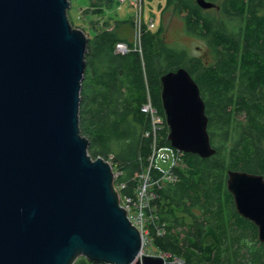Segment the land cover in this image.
Masks as SVG:
<instances>
[{
    "label": "water",
    "instance_id": "water-1",
    "mask_svg": "<svg viewBox=\"0 0 264 264\" xmlns=\"http://www.w3.org/2000/svg\"><path fill=\"white\" fill-rule=\"evenodd\" d=\"M69 4L0 0V264H166L145 255L112 164L88 152L80 104L89 39L70 22ZM161 83L171 147L214 155L192 75L181 67ZM227 188L264 243V176L230 170Z\"/></svg>",
    "mask_w": 264,
    "mask_h": 264
},
{
    "label": "trees",
    "instance_id": "trees-1",
    "mask_svg": "<svg viewBox=\"0 0 264 264\" xmlns=\"http://www.w3.org/2000/svg\"><path fill=\"white\" fill-rule=\"evenodd\" d=\"M115 1L91 5L102 9ZM206 1L216 4L219 18L191 0H167L166 6H174L189 34L207 42L210 64L167 46L162 27L157 33L145 28L140 47L120 38L118 24L89 41L80 129L90 141L91 157L112 159L120 171L115 186L121 198L135 200L154 143L147 136L151 120L141 106L149 91L164 118L157 145L171 146L161 77L186 68L206 104L216 152L209 158L184 154L185 169L174 168L177 180L154 187L156 219L148 226L149 236L158 250L184 264H264L258 228L237 212L227 188L230 170L264 176V0ZM118 43L128 44L130 52L117 53ZM75 264L96 263L79 258Z\"/></svg>",
    "mask_w": 264,
    "mask_h": 264
},
{
    "label": "rangeland",
    "instance_id": "rangeland-1",
    "mask_svg": "<svg viewBox=\"0 0 264 264\" xmlns=\"http://www.w3.org/2000/svg\"><path fill=\"white\" fill-rule=\"evenodd\" d=\"M93 1L96 2V0H69L70 6L68 8V17L70 22L72 21L73 27L83 30L88 36L89 41H91L98 32L107 27V25L112 29L118 24L120 38L124 40V42L133 43L137 47H140L145 28L152 33H157L160 27H162L161 37L164 39V43L167 46L173 49L186 51L190 57H198L206 65L213 62V55L207 46V42L187 32L183 17L175 12L174 6L167 8V0H142V4L137 7L129 3H119V1L116 0L110 6L104 5L102 9L96 6L92 7L91 3L93 4ZM191 1L196 2V0ZM222 1L223 0H219L216 3L219 5ZM98 9H100L101 12L95 13ZM207 12L211 15H215L216 18L220 17V13L216 8H212L211 11L204 10L205 14H207ZM87 55L88 52L86 54V60L88 58ZM87 75H89V73ZM84 80V83L88 82L87 79ZM146 116H144L145 119L148 117ZM153 141H155V137H153ZM154 150L155 148L152 151ZM168 154H170V156L176 155L169 150L163 151V153L158 155L155 161L156 166L161 167L165 171H168L169 167L163 168V166H165L163 160H166ZM108 162L113 166L112 159L108 160ZM169 163L172 165L175 164L176 169H185L183 156L173 161L171 159ZM113 171L116 179L120 175V171L114 167ZM140 178L139 190L141 189L142 191L144 188L142 185L145 182V176L143 175L141 177L140 175ZM163 182L160 183L161 186L165 184ZM116 189L120 192L119 187H116ZM139 190L137 198L134 201L137 204H133L131 212L136 214V216H141V213H143L144 225L140 226L144 235L143 251L145 255L148 256H165L166 253L158 250L154 246L152 238L149 236L148 226L156 219V216L153 214L154 209L151 206V201L154 198V187H149L148 196L145 197V200H141V191L139 193ZM122 201L125 205H128L127 200L121 198V202ZM187 222H190V219H187ZM166 256L168 257L166 264H184L181 260H172L168 254H166Z\"/></svg>",
    "mask_w": 264,
    "mask_h": 264
},
{
    "label": "built area",
    "instance_id": "built-area-1",
    "mask_svg": "<svg viewBox=\"0 0 264 264\" xmlns=\"http://www.w3.org/2000/svg\"><path fill=\"white\" fill-rule=\"evenodd\" d=\"M118 1L119 3H129L130 5L134 7H137L142 4V0H118ZM115 49L117 53H121V54H127L130 52V48L128 44L126 43H118ZM141 112L147 115L151 120V130L148 131L147 136L153 135V137H155V141L152 146V150L154 148L155 150L152 151V155L149 157V165L147 167V170L141 174V177L143 175L145 176V182L142 185L144 188L142 191L141 189L139 190L138 188L139 193L141 191L140 193L141 200H145V197L148 196V189L150 186L151 188L155 187V185L160 187L161 186L160 183L163 181H165L163 183H172L177 180V175L174 172L175 164L172 165L169 162L171 159L173 161V160H176L177 158H181V156H183L185 153L179 150H176L171 146L158 147L156 137L163 128L164 118L160 114L159 110L154 106L151 96L149 94V91L147 93V101L141 106ZM168 150L173 152V154H176V155L170 156V154H168L166 160H163V162L165 163V166H163V168L169 167L168 171H165L161 167H157L155 164V161L157 160V157L159 154L163 153V151H168ZM157 174H161V175L158 176ZM137 194H138V191H137ZM136 198H137V195H136ZM125 200H127L128 205H125L123 201H122V205L126 208L130 220L133 222L134 225H136L142 231L140 226L144 225L143 224V221H144L143 213H141V216H136V214H133L131 212V208L133 204H137L134 202L136 199L134 200L132 198H125ZM161 257H163L167 263L168 257L166 256V254L165 256H161Z\"/></svg>",
    "mask_w": 264,
    "mask_h": 264
}]
</instances>
